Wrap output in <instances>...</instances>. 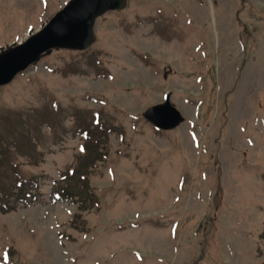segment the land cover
Masks as SVG:
<instances>
[{"label":"rangeland","instance_id":"obj_1","mask_svg":"<svg viewBox=\"0 0 264 264\" xmlns=\"http://www.w3.org/2000/svg\"><path fill=\"white\" fill-rule=\"evenodd\" d=\"M67 1L0 0V50ZM95 34L0 86V264H264V0H128Z\"/></svg>","mask_w":264,"mask_h":264},{"label":"water","instance_id":"obj_2","mask_svg":"<svg viewBox=\"0 0 264 264\" xmlns=\"http://www.w3.org/2000/svg\"><path fill=\"white\" fill-rule=\"evenodd\" d=\"M125 0H70L38 32L22 44L9 47L0 53V85L6 84L21 70L37 61L52 48H85L94 39L95 18L108 9L122 8ZM144 116L155 124L171 128L182 121L180 112L169 100L154 105Z\"/></svg>","mask_w":264,"mask_h":264},{"label":"trees","instance_id":"obj_3","mask_svg":"<svg viewBox=\"0 0 264 264\" xmlns=\"http://www.w3.org/2000/svg\"><path fill=\"white\" fill-rule=\"evenodd\" d=\"M21 186V185H20ZM20 186H19V189H20Z\"/></svg>","mask_w":264,"mask_h":264}]
</instances>
